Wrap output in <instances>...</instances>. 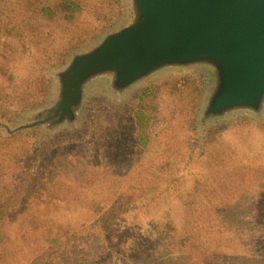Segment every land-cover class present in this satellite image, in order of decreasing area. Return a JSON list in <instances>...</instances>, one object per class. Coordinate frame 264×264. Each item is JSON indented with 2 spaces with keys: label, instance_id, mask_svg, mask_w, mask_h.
Here are the masks:
<instances>
[{
  "label": "rangeland",
  "instance_id": "374dc122",
  "mask_svg": "<svg viewBox=\"0 0 264 264\" xmlns=\"http://www.w3.org/2000/svg\"><path fill=\"white\" fill-rule=\"evenodd\" d=\"M129 6L0 0V264H264V110L202 121L208 73L163 70L119 104L92 92L73 125L15 130Z\"/></svg>",
  "mask_w": 264,
  "mask_h": 264
},
{
  "label": "water",
  "instance_id": "95a60500",
  "mask_svg": "<svg viewBox=\"0 0 264 264\" xmlns=\"http://www.w3.org/2000/svg\"><path fill=\"white\" fill-rule=\"evenodd\" d=\"M126 1L122 25L73 54L55 74L53 102L15 130L73 125L92 92L102 90L119 104L167 69L210 75L204 122L233 112H263L264 0Z\"/></svg>",
  "mask_w": 264,
  "mask_h": 264
},
{
  "label": "trees",
  "instance_id": "16d2710c",
  "mask_svg": "<svg viewBox=\"0 0 264 264\" xmlns=\"http://www.w3.org/2000/svg\"><path fill=\"white\" fill-rule=\"evenodd\" d=\"M60 6H61L62 11L64 12L63 16L65 18H68V21H66L65 24H73V22L71 20L73 19L74 14L78 10L76 11L74 6L72 4H67V2H66L65 6H63V4H61ZM31 9H32L33 14H34V12L35 13H40V12H43V11H47L50 8L47 5H42L40 2L34 1L32 3V5H31ZM24 25H28L29 27L32 28V30H35V28H34V26H33V24L31 22H27ZM10 29H11V27H10V24L8 23V25H6V32H10ZM137 117H138V119H140V115H137ZM136 125H137V129H138L137 135L139 134V131H141L143 133V135H145V128H144L143 124L140 123V122H137Z\"/></svg>",
  "mask_w": 264,
  "mask_h": 264
}]
</instances>
